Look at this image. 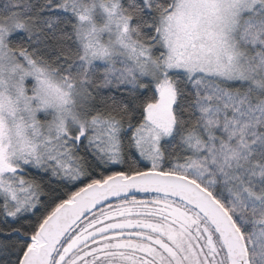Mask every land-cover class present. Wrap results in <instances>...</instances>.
Wrapping results in <instances>:
<instances>
[{
	"label": "snow or ice",
	"instance_id": "6c2138e0",
	"mask_svg": "<svg viewBox=\"0 0 264 264\" xmlns=\"http://www.w3.org/2000/svg\"><path fill=\"white\" fill-rule=\"evenodd\" d=\"M0 264H264V0H0Z\"/></svg>",
	"mask_w": 264,
	"mask_h": 264
}]
</instances>
